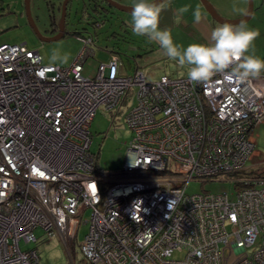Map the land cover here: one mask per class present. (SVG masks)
Segmentation results:
<instances>
[{"label": "built area", "instance_id": "built-area-1", "mask_svg": "<svg viewBox=\"0 0 264 264\" xmlns=\"http://www.w3.org/2000/svg\"><path fill=\"white\" fill-rule=\"evenodd\" d=\"M75 35L83 46L68 65L0 42V264H40L20 244L37 240L36 227L66 246L86 222L79 247L92 264H264V176L241 173L264 120V71L149 80L111 53L86 76L93 39ZM129 98L123 163L103 169L90 120ZM217 178L234 190L186 191Z\"/></svg>", "mask_w": 264, "mask_h": 264}, {"label": "rangeland", "instance_id": "rangeland-1", "mask_svg": "<svg viewBox=\"0 0 264 264\" xmlns=\"http://www.w3.org/2000/svg\"><path fill=\"white\" fill-rule=\"evenodd\" d=\"M27 1L33 26L28 21L24 0H0V42H25L29 48L38 49L44 63L68 65L71 62L73 56L83 46L73 33L76 30L86 36L90 34L94 38V43L89 46L91 48L90 54L83 62L82 73L86 76H94L98 63L109 59V53L106 49H113L117 52L123 66L122 71L125 73H130L137 66L143 70L149 80L157 79L163 74L170 77L187 75L186 68L170 60L157 42L150 41L147 36H139L133 32L131 27L132 12L123 11L103 3V8H100L102 10L99 13H91L92 16L89 17L82 16V5H87L89 0H71L65 18L63 35L57 39L47 40L42 39V37H50L57 33V30H52L53 25L51 23L57 24L59 21L61 0ZM196 1V10L190 6L192 0H163L158 4L164 5V10L160 14L159 27L169 29L174 42L178 45L186 47L191 43H211L210 38H206L205 34L202 35L199 30L190 26V21L194 19L196 11L202 9L206 12L201 0ZM208 1L212 3V0ZM228 1L231 4L224 6V10L232 8L233 4L237 2V0ZM244 2H246L247 9L248 0H244ZM182 7H187L188 10L183 14H178V9ZM220 15L226 18H236L222 13ZM255 16L256 12L242 23L248 29L254 26L257 29L258 24ZM242 23L231 25L237 26ZM256 29H252V31L256 32ZM256 33L257 36L260 35L258 32ZM251 55L255 54L251 52ZM131 101V98L125 99L119 107H115L111 111L99 106L90 121V150L98 154V163L102 168L114 170L123 163L127 142L131 137V130L125 122L124 113ZM251 159L254 162L264 159V149L260 155L256 153V149H253L248 161L250 162ZM256 164L253 167L262 166L260 163ZM233 190L232 182L224 178L205 181L192 180L186 186L188 193L201 191H227L230 193ZM89 216L90 211L86 210L83 219H87ZM87 228L88 222L80 224L75 247L71 250V241L67 242L65 246L58 234L51 235L41 227H36L34 230L37 236L36 241L30 243L21 241L20 244L22 248L35 246L40 264H66L69 257H71L73 264H92L83 259L79 247V242L83 239ZM68 250L69 254L67 253ZM173 255L174 257H181L183 253L175 252Z\"/></svg>", "mask_w": 264, "mask_h": 264}, {"label": "clouds", "instance_id": "clouds-1", "mask_svg": "<svg viewBox=\"0 0 264 264\" xmlns=\"http://www.w3.org/2000/svg\"><path fill=\"white\" fill-rule=\"evenodd\" d=\"M163 10L164 5L136 0L131 13L132 30L136 35L157 42L170 60L186 68L190 82L205 83L217 74L229 81L242 82L264 71V60L246 54L257 33L243 23L237 26L224 23L212 29L210 44L191 43L184 47L174 42L169 29L159 27ZM187 10L182 7L178 14ZM194 18L196 22L201 20L199 11L194 13Z\"/></svg>", "mask_w": 264, "mask_h": 264}, {"label": "crops", "instance_id": "crops-1", "mask_svg": "<svg viewBox=\"0 0 264 264\" xmlns=\"http://www.w3.org/2000/svg\"><path fill=\"white\" fill-rule=\"evenodd\" d=\"M122 4L126 5H134L136 0H117ZM253 1V10L252 15L254 12H256V23L258 24L257 29L254 27H251L249 30L256 29V32H258L260 35L255 37V39L252 42V45L250 46L249 52L246 54H250L253 52L255 57L264 60V0H252ZM196 0H192V3L190 6H192L193 10H196L197 6ZM213 8L218 12L219 14L222 13L229 17H240L244 12H246V2L244 0H237L235 4H233L232 8L228 10H224V6H228L231 4L228 0H212ZM230 7V6H229ZM191 9V10H192ZM206 11V10H205ZM201 14V20L199 22L195 21V18L190 21V26L196 28L201 32L202 35L205 34L206 38H210V34L213 28L220 26L221 23L217 22L216 20H213L208 12H204L202 9L199 11ZM245 25V24H244ZM76 51V50H75ZM74 51V53H75ZM74 57V56H73ZM73 59V58H72ZM71 59V60H72ZM263 72V71H261ZM255 145L254 149H256V153L258 155L261 154V152L264 149V120L263 122L256 128L255 131ZM253 159L246 162L245 166V172L243 173L246 176H252L256 174H262L264 175V159L261 161L254 162ZM260 163L262 166L259 168L253 167L254 164ZM257 165V164H256Z\"/></svg>", "mask_w": 264, "mask_h": 264}, {"label": "water", "instance_id": "water-1", "mask_svg": "<svg viewBox=\"0 0 264 264\" xmlns=\"http://www.w3.org/2000/svg\"><path fill=\"white\" fill-rule=\"evenodd\" d=\"M70 1L71 0H62L61 1V11H60V18H59V22H58L57 33L50 36V37H42V39H47V40L57 39L63 35L65 16H66V8H67V4L70 3ZM162 1L163 0H151L150 3L159 4ZM106 2L108 4H110L111 6H114L120 10L132 12L133 6L123 5V4L116 2L115 0H106ZM201 2L203 3V6H204L205 10L208 12V14L217 22H220L223 24L224 23H228V24L242 23V22H244L250 18L251 14H252V10H253V1L248 0L247 10L242 16L237 17V18H226V17L221 16L218 12H216V10L213 8L212 4L208 0H201ZM24 5H25V12H26L28 21L33 26V21L31 19L30 13H29V7H28V1L27 0H24Z\"/></svg>", "mask_w": 264, "mask_h": 264}, {"label": "trees", "instance_id": "trees-1", "mask_svg": "<svg viewBox=\"0 0 264 264\" xmlns=\"http://www.w3.org/2000/svg\"><path fill=\"white\" fill-rule=\"evenodd\" d=\"M103 3H105L106 5H110V4H108L107 2H106V0H89V2L87 3V5L86 4H83L82 5V8H81V14H82V16H92L91 15V13H99L100 12V10H102V9H100V8H103L102 7V4ZM111 6V5H110ZM52 25H53V28H52V30L53 31H55V30H57V24L56 23H54V22H52L51 23ZM96 24H98V23H96ZM74 34H77V33H79L80 35H82V36H86V35H84V34H82V32H80V31H76V30H74V32H73ZM87 36H91L90 34H88ZM92 39H93V43H94V38L92 37ZM107 51H108V53H109V58H110V55H111V53H114V54H117V52L116 51H114L113 49H106ZM118 55V54H117ZM119 56V55H118ZM105 61V60H104ZM135 68H137V66L135 67ZM95 157H96V163H97V165L99 166V163H98V154L97 153H95ZM100 167V166H99ZM102 168V167H101ZM119 168V167H118ZM103 169H105V168H103ZM117 169V168H116ZM245 172V170H242L241 171V173L243 174ZM257 175H262V174H256V176ZM246 176V175H245ZM252 176H255V175H252ZM262 176H264V175H262ZM75 240H71V243H70V250L71 249H73V247H75Z\"/></svg>", "mask_w": 264, "mask_h": 264}, {"label": "bare ground", "instance_id": "bare-ground-1", "mask_svg": "<svg viewBox=\"0 0 264 264\" xmlns=\"http://www.w3.org/2000/svg\"><path fill=\"white\" fill-rule=\"evenodd\" d=\"M61 1H62V0H61ZM69 4H70V3L67 4L66 15L68 14ZM60 11H61V2H60ZM65 18H66V16H65ZM58 22H59V21H58ZM64 24H65V23H64ZM57 29H58V23H57ZM123 101H124V100H121L120 103L117 105V107H119V105H120ZM92 118H93V117H92ZM92 118H91V119H92ZM90 121H91V120H90ZM89 125H90V123H89Z\"/></svg>", "mask_w": 264, "mask_h": 264}, {"label": "flooded vegetation", "instance_id": "flooded-vegetation-1", "mask_svg": "<svg viewBox=\"0 0 264 264\" xmlns=\"http://www.w3.org/2000/svg\"><path fill=\"white\" fill-rule=\"evenodd\" d=\"M211 17V16H210ZM212 18V17H211ZM213 19V18H212ZM214 20V19H213Z\"/></svg>", "mask_w": 264, "mask_h": 264}]
</instances>
